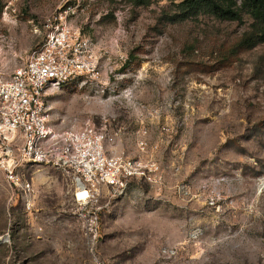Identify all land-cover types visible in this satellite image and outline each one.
<instances>
[{"label": "rangeland", "instance_id": "obj_1", "mask_svg": "<svg viewBox=\"0 0 264 264\" xmlns=\"http://www.w3.org/2000/svg\"><path fill=\"white\" fill-rule=\"evenodd\" d=\"M179 1L0 0V74L40 44L50 14L70 8L100 75L54 88L49 124L94 120L109 148L154 158L162 174L98 201L93 247L68 173L27 163L38 190L28 210L0 169V264H264V42L237 47L246 12L180 19Z\"/></svg>", "mask_w": 264, "mask_h": 264}, {"label": "built area", "instance_id": "obj_2", "mask_svg": "<svg viewBox=\"0 0 264 264\" xmlns=\"http://www.w3.org/2000/svg\"><path fill=\"white\" fill-rule=\"evenodd\" d=\"M70 11L59 8L50 14L40 44L11 73L0 74V169L21 192L28 210H33L38 190L24 171L27 163H47L68 173L79 218L94 247L100 237L102 205L98 201L108 193H121L133 177L160 182L162 174L154 158L109 148L107 142L113 136L94 120L65 129L49 124L47 97L54 88L100 75L96 45L69 17ZM147 134V127L138 130L143 150Z\"/></svg>", "mask_w": 264, "mask_h": 264}, {"label": "trees", "instance_id": "obj_3", "mask_svg": "<svg viewBox=\"0 0 264 264\" xmlns=\"http://www.w3.org/2000/svg\"><path fill=\"white\" fill-rule=\"evenodd\" d=\"M136 4H148L151 0H131ZM180 19L196 17L202 13L220 19H243V12L252 17L247 30L237 43L240 49L251 48L264 42V0H180L177 4Z\"/></svg>", "mask_w": 264, "mask_h": 264}]
</instances>
